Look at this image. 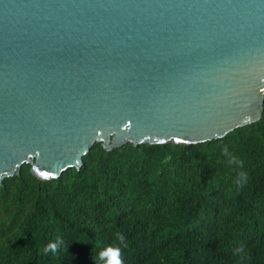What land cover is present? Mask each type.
Listing matches in <instances>:
<instances>
[{
    "label": "water",
    "instance_id": "water-1",
    "mask_svg": "<svg viewBox=\"0 0 264 264\" xmlns=\"http://www.w3.org/2000/svg\"><path fill=\"white\" fill-rule=\"evenodd\" d=\"M263 104L264 0H0V183L95 142L220 138Z\"/></svg>",
    "mask_w": 264,
    "mask_h": 264
},
{
    "label": "trees",
    "instance_id": "trees-1",
    "mask_svg": "<svg viewBox=\"0 0 264 264\" xmlns=\"http://www.w3.org/2000/svg\"><path fill=\"white\" fill-rule=\"evenodd\" d=\"M106 246L124 264H264V104L220 138L95 142L58 177L24 163L0 183V264H98Z\"/></svg>",
    "mask_w": 264,
    "mask_h": 264
},
{
    "label": "clouds",
    "instance_id": "clouds-1",
    "mask_svg": "<svg viewBox=\"0 0 264 264\" xmlns=\"http://www.w3.org/2000/svg\"><path fill=\"white\" fill-rule=\"evenodd\" d=\"M41 175L44 177H48L50 174L43 175L41 173ZM119 239L123 241L124 236L120 235ZM62 243L63 241L61 240H57L56 242H50L46 247L43 248V253L45 254L48 252H51L53 254L57 253ZM95 259L98 261V264H124L121 248L118 246L104 247L101 251H99Z\"/></svg>",
    "mask_w": 264,
    "mask_h": 264
},
{
    "label": "snow or ice",
    "instance_id": "snow-or-ice-1",
    "mask_svg": "<svg viewBox=\"0 0 264 264\" xmlns=\"http://www.w3.org/2000/svg\"><path fill=\"white\" fill-rule=\"evenodd\" d=\"M43 175H49L50 173H48V172H44V173H42Z\"/></svg>",
    "mask_w": 264,
    "mask_h": 264
}]
</instances>
